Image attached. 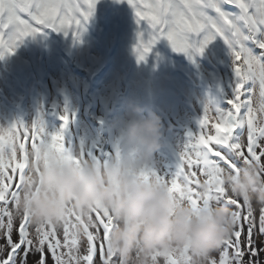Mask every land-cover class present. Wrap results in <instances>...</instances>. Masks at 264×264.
I'll return each instance as SVG.
<instances>
[{
  "label": "snow or ice",
  "instance_id": "1",
  "mask_svg": "<svg viewBox=\"0 0 264 264\" xmlns=\"http://www.w3.org/2000/svg\"><path fill=\"white\" fill-rule=\"evenodd\" d=\"M98 0H0V58L14 54L19 43L45 29L79 39ZM137 23L148 25L147 37L138 32L136 51L144 59L152 46L166 39L176 52L202 53L222 38L232 50L235 82L223 106L205 107L198 131L177 153L174 170L161 173L146 164L140 175L164 184L178 201L199 208L211 203L233 210L234 228L206 264H261L264 206H251L231 194L223 182L228 170L257 163L264 175V0H128ZM48 132L42 123L16 120L0 126V264H119L109 238L112 214L95 207L78 215L70 206L59 224L34 225L19 206L27 176L38 173L39 161L51 151L71 153L80 160L107 161L121 155L118 141L110 148L76 147L64 129ZM211 128H209V122ZM205 129L209 131L206 132ZM214 129V134H209ZM36 167H32L33 164ZM201 183L208 188L202 190ZM82 226L83 231L78 229ZM16 239H13V236ZM153 264H191L186 253L155 254Z\"/></svg>",
  "mask_w": 264,
  "mask_h": 264
},
{
  "label": "clouds",
  "instance_id": "2",
  "mask_svg": "<svg viewBox=\"0 0 264 264\" xmlns=\"http://www.w3.org/2000/svg\"><path fill=\"white\" fill-rule=\"evenodd\" d=\"M117 130L121 155L107 161L84 160L77 168L65 160L42 168L48 192L20 196L19 206L34 225L59 224L69 202L79 215L95 207L109 211L115 221L109 243L119 264H153L159 254L186 253L191 264L207 259L228 238L234 228L233 210L226 204L211 203L199 208L178 201L168 188L140 175L160 148L161 117L129 100L123 114L110 125ZM55 158L57 152L51 151ZM239 176L225 170L226 189L249 205L264 206V175L257 163L241 164ZM202 190L208 185L201 183ZM26 188V185H25ZM82 232V226L78 225Z\"/></svg>",
  "mask_w": 264,
  "mask_h": 264
},
{
  "label": "rangeland",
  "instance_id": "3",
  "mask_svg": "<svg viewBox=\"0 0 264 264\" xmlns=\"http://www.w3.org/2000/svg\"><path fill=\"white\" fill-rule=\"evenodd\" d=\"M123 12V11H122ZM125 13V12H123ZM121 26H122V34L119 39V44L115 50H113V58L114 64L112 68V78H114L117 74L122 72V69L120 67L119 61L123 57L125 61H130L132 60L130 57L131 52L136 49V45L138 44V40L136 36L134 35L133 32V25L136 26V29L141 27V23H137L136 20L133 19L132 15L130 14H123L122 18L120 20ZM138 27V28H137ZM47 30V29H46ZM139 30V29H138ZM82 38L86 39L88 36L87 33L81 32ZM47 37V36H46ZM147 34H144V37L146 39ZM28 36L23 39L22 42L19 43V46L16 48V51L14 54L11 55H4L2 58H0V126H8L10 123L16 120H22L25 124H32L33 121H38L43 124V126L46 128L48 132H55L61 129V126L64 124V122L60 119V116H62L65 112L68 111L67 109V104L60 99L61 95L60 94V84L62 82H65L67 80L66 77V68H65V59L59 54L58 52V46L57 49H55L52 45L53 40L50 39V36H48V39H50L49 43V57H46V61L44 65L46 66V73H47V78H44V81L41 78L38 77L37 74V67L32 65V60L35 55V43H31L28 41ZM30 38H32L36 44H39V35L36 34L34 36L30 35ZM55 42L59 43V38L54 37ZM222 41V38H217L214 39V41ZM89 41V37L86 40H83L80 44L79 47H84L86 48V44ZM136 44V45H134ZM214 50V49H213ZM130 53L127 57L126 54L124 53ZM137 55L136 60L134 61V69L135 72L139 73H144L147 74L146 76H149V69L147 65V61H144V59H139L137 51H134ZM133 52V53H134ZM99 54V53H96ZM16 55V56H15ZM148 55V54H147ZM24 62V70L23 72L21 69H19L17 66H21ZM146 62V63H144ZM162 65H167L168 66V72L171 71L172 75L170 74L169 76L173 79L172 82L170 83V88L168 89L169 91V99H171L174 95H176L178 101H172L178 105V107H183V99L185 97V94H188V88L189 85L186 84L185 80L182 78L185 77L188 82H191L190 79V74L191 71L187 67H182V74L175 71L174 67H179L177 65V62L172 59H168L167 61H162ZM72 67V66H71ZM139 68V69H138ZM141 71V69H144ZM78 71V69H74L73 72ZM145 76V77H146ZM167 76V75H166ZM31 80L34 81V85L30 89V82ZM137 81V78L135 79ZM54 85H53V83ZM70 83V82H69ZM166 80L165 77L162 76V86H165ZM80 87H84L85 89H89V83L88 80H83L79 81ZM114 85V82L111 81V76L108 77V81L104 84V86H108L110 89ZM182 86L184 90H182ZM99 87V89H97ZM101 92V95L104 99H107L108 97L105 95L107 91H104L103 86H99L97 84H94L92 86V91L89 95V99H86L85 101V109L86 106L92 107L94 102L98 105V107L101 106V98L96 99V92L97 90ZM37 92H39V97L37 96ZM139 93L141 95L142 89L141 87L139 88ZM139 93L137 95L136 92V86L135 83L133 84V87H131V91L128 96V101L132 100L135 101L136 103H140V106H143L142 104V97H141V102L139 98ZM79 95V92H78ZM196 104L201 107V105L198 102V97L197 93L192 94ZM161 97V93H160ZM22 98H26V102L24 103L25 106H23V110L21 111H16L13 106H16L17 103H19V100ZM167 96L164 98L162 101L163 104H165ZM71 99L74 101L76 99V90L71 89ZM80 100V97H78ZM145 101L148 99V96L145 94L144 97ZM144 101V103H145ZM55 103L54 107L52 104ZM20 104V103H19ZM76 104V103H75ZM81 104V101H80ZM31 105L35 106V110L33 112L29 113V116L24 119V114L29 112V108ZM166 105L170 106L171 103H167ZM176 105V106H177ZM202 105L205 107H210L208 100L204 97L202 98ZM216 107V104L213 105ZM173 108V107H172ZM146 109V108H145ZM88 110H86L87 112ZM89 116L88 119V125L90 126L87 132L83 135V137H80V133L78 130L77 124H74V129H71L70 122L68 121L67 127L64 129L65 134L72 139V136L76 140H78V145L79 147L84 145V147L89 148L91 145L92 149L94 146H99L102 148H109L111 139L109 135H107L109 132L108 130L106 131L105 125L106 123L100 122L99 119L102 118V113L101 110L100 112H96L92 110L93 114L86 113ZM18 113H21L22 115H19ZM83 113V109L81 111V108L79 105H76V107L73 109V115L78 119ZM120 114L117 112V116ZM23 116V117H22ZM95 116H97L98 120L95 119ZM117 116H112L111 117V123L112 121L117 117ZM72 126V128H73ZM75 133H73V131ZM183 133V132H182ZM181 133V134H182ZM171 140L175 144V147L179 149L182 148L184 143L186 142L184 138H179L178 136H173L171 134ZM92 143V144H91ZM77 147V146H76ZM172 158V156H170ZM65 160L71 161L74 166L77 168L82 167L84 160H80L77 162L76 157L71 154V153H61L57 152V156L55 158L50 157V154H46L43 156L40 161H39V170L38 173L35 177L32 175H29L25 178L24 180V188H23V194L27 198L31 195H38L41 192H48L50 189L45 187V177H44V172H42V168L47 169L51 166L53 162L63 165ZM163 160L162 162H164ZM35 164V163H34ZM33 164V165H34ZM32 165V167H33ZM36 165V164H35ZM34 165V167H36ZM150 165V164H149ZM175 168V166H173ZM164 173H167L166 170H164ZM26 185V188H25ZM40 186V190L37 191L35 188L36 186ZM71 207L72 209L75 210V212L78 214L77 209H75L72 205L71 202L68 203L66 206V209L68 207ZM106 210V209H105ZM79 215V214H78ZM258 241V243L264 242V236H257L255 237ZM13 239H16V236H13ZM35 259V256H30L29 257V264H31V261Z\"/></svg>",
  "mask_w": 264,
  "mask_h": 264
},
{
  "label": "bare ground",
  "instance_id": "4",
  "mask_svg": "<svg viewBox=\"0 0 264 264\" xmlns=\"http://www.w3.org/2000/svg\"><path fill=\"white\" fill-rule=\"evenodd\" d=\"M128 5L130 6V4L128 3V0H98V2L96 4V7H95V10H94V12L92 14L95 17L94 18L91 17L90 20L96 25V31L100 30L101 36H103V37H100V38H101L102 44L104 45V50H106V47H105V38H104L103 29H104V26H106L107 18H109L110 16H112V17L118 16V14H116V13H118V9L119 8L120 9L124 8V7L128 6ZM98 22H101V24L103 26L98 25ZM71 41H73L75 43L74 49L69 52L71 56L79 54V55H84V56L92 57V58L96 59V57H94L92 55L90 49H89V51H87L86 49L78 51L76 49V46L78 45V39L72 38ZM96 68L97 67H95L92 71H94ZM68 70L70 71V68H68ZM98 82H99L100 85H103L101 80H98ZM156 89L158 90V88H156ZM144 90L146 91V93H150V95L152 96L151 100H153V102H155L156 95L158 93H155L154 95H152L153 91H155L154 88L153 87H149V86H144ZM79 91H80V94L82 95L83 94V88L79 89ZM37 96L39 97V92H37ZM97 96H99V91L98 90H97ZM81 99L84 101L83 97ZM150 108L152 109V105L150 106ZM84 118L85 117L83 116L78 121V128H79V131L81 132V134H84L89 129L87 121ZM161 122H163L162 119H161ZM166 124H168V123H166ZM108 131L111 132L112 128H108ZM113 132L115 134H117V130L114 129V128H113ZM81 134H80V137L82 138L83 135H81ZM164 138L167 141V145L171 149L172 148V146H171L172 145V141H170L168 137H164ZM161 139H162V137H161ZM112 144L113 143H110V147L112 146ZM87 149L88 148H86V150ZM257 243H258V241H257ZM259 259L261 261V264H264V255L259 257Z\"/></svg>",
  "mask_w": 264,
  "mask_h": 264
}]
</instances>
